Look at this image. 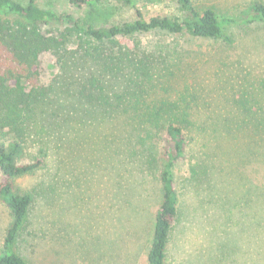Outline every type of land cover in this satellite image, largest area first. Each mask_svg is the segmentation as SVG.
Returning a JSON list of instances; mask_svg holds the SVG:
<instances>
[{
  "label": "rangeland",
  "instance_id": "obj_1",
  "mask_svg": "<svg viewBox=\"0 0 264 264\" xmlns=\"http://www.w3.org/2000/svg\"><path fill=\"white\" fill-rule=\"evenodd\" d=\"M133 1V7L106 1L77 8L71 0H36L74 16L81 28L39 27L53 39L72 32L67 44L40 55L47 94L27 130L25 160L40 151L47 157L43 169L15 181L18 193L33 196L18 251L29 264H148L164 197L160 131L89 102L97 78L110 96L148 91L143 111L187 134L186 158L175 169L179 215L167 264H264V122L253 119H264V23L233 28L232 44L186 33L104 43L84 36L89 25L131 22L137 11L147 21L181 15L173 0ZM193 1L236 18L264 3ZM80 43L91 47L89 55ZM119 51L123 65L111 72L106 57ZM130 57L144 59L150 82L130 67ZM11 223L0 200V246Z\"/></svg>",
  "mask_w": 264,
  "mask_h": 264
},
{
  "label": "trees",
  "instance_id": "obj_2",
  "mask_svg": "<svg viewBox=\"0 0 264 264\" xmlns=\"http://www.w3.org/2000/svg\"><path fill=\"white\" fill-rule=\"evenodd\" d=\"M106 1H116L123 7H133V0H71L77 8H92ZM178 6L180 16H156L145 20L137 11V19L123 24H112L96 28L89 25L84 28V36L99 43L114 42L119 37H134L154 32L179 35L186 33L197 39H215L232 44L231 30L239 26L264 23V3L254 2L248 8L245 18H236L218 14L214 9H199L193 0H173ZM67 23L74 32L81 28L80 21L70 14H58L41 8L36 0L23 5L16 0H0V200L8 208L12 223L0 246V264H29L18 251V241L27 224L33 205L31 194L16 191L15 181L26 175L34 174L45 167L47 155L44 151L25 160L28 136L35 118H38L47 89L40 79V55L54 46L67 44L71 30L61 34L60 38H47L40 33L42 25ZM83 38L80 37L82 42ZM60 44V45H59ZM80 43L79 50L90 54ZM115 56L106 57L104 63L111 72L120 70L123 64ZM135 73L143 77L144 82L152 80L151 72L143 60L136 57L128 59ZM119 64V65H118ZM93 91L86 98L93 105L107 112L125 114L133 122L150 124L160 131L162 171L161 182L164 192L162 202L156 212L154 236L148 254V264H167V253L171 233L179 215V195L175 182L176 165L185 160L188 147L186 132L175 123H161L157 115L144 112L147 107L148 91L137 93H117L110 96L101 80L91 81ZM253 119H260L255 115Z\"/></svg>",
  "mask_w": 264,
  "mask_h": 264
}]
</instances>
